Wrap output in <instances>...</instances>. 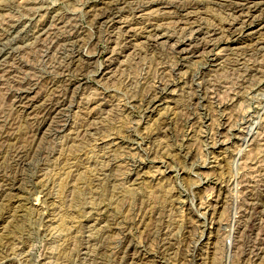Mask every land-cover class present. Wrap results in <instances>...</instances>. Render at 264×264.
Returning a JSON list of instances; mask_svg holds the SVG:
<instances>
[{
    "label": "rangeland",
    "instance_id": "1",
    "mask_svg": "<svg viewBox=\"0 0 264 264\" xmlns=\"http://www.w3.org/2000/svg\"><path fill=\"white\" fill-rule=\"evenodd\" d=\"M263 1L0 0V264H264Z\"/></svg>",
    "mask_w": 264,
    "mask_h": 264
},
{
    "label": "bare ground",
    "instance_id": "2",
    "mask_svg": "<svg viewBox=\"0 0 264 264\" xmlns=\"http://www.w3.org/2000/svg\"><path fill=\"white\" fill-rule=\"evenodd\" d=\"M120 1H122V0H120ZM152 1H153V0H150V2H152ZM154 1H155V0H154ZM156 1H157V0H156ZM161 1H162V0H161ZM199 1H200V0H199ZM210 1H211V0H210ZM227 1H228V0H227ZM234 1H235V0H234ZM238 1H239V0H238ZM243 1H248V0H243ZM251 1H252V0H251ZM256 1H260V0H256ZM118 2H119V1H118ZM159 2H160V1H159ZM163 2H164V1H163ZM168 2H169V1H168ZM171 2H172V1H171ZM212 2H214V1H212ZM249 2H250V1H249ZM261 2H262V1H261ZM261 2H259V4H261ZM263 2H264V1H263ZM119 3H120V2H119ZM143 3H144V2H143ZM172 3H173V2H172ZM185 3H187V2H185ZM189 3H190V2H189ZM193 3H194V2H193ZM216 3H217V1H216ZM222 3H225V2H222ZM222 3H221V4H222ZM233 3H234V2H233ZM233 3H232V4H233ZM237 3H238V2H237ZM242 3H243V2H242ZM242 3H241V4H242ZM244 3L246 4V2H244ZM255 3H256V2H255ZM109 4H110V3H109ZM133 4H134V3H133ZM139 4H140V3H139ZM148 4H149V3H148ZM150 4H151V3H150ZM153 4H154V3H153ZM155 4H156V3H155ZM158 4H159V3H158ZM160 4H161V3H160ZM168 4H169V3H168ZM178 4H180V3H178ZM201 4H202V3H201ZM228 4H230V3L228 2ZM234 4H236V3H234ZM252 4H253V3H252ZM252 4H251V5H252ZM259 4H258V5H259ZM163 5H164V4H163ZM180 5H181V4H180ZM183 5H185L184 2H183ZM186 5H187V4H186ZM191 5H192V4H191ZM193 5H194V4H193ZM196 5H198V4H196ZM208 5H209V4H208ZM224 5H226V3H225ZM224 5H223L222 7H224ZM230 5H231V4H230ZM237 5H238V4H237ZM246 5H247V4H246ZM254 5H256V4H254ZM258 5H257V6H258ZM261 5H262V4H261ZM169 6H170V5H169ZM176 6H177V4H176ZM188 6H189V5H188ZM199 6H201V5H199ZM219 6H221V5H219ZM231 6L234 7V5H231ZM238 6H239V5H238ZM243 6H244V5H243ZM157 7H158V6H157ZM181 7H182V6H181ZM181 7H179V8H181ZM194 7H195V6H194ZM235 7H236V6H235ZM245 7H247V6H245ZM252 7H253V6H252ZM252 7H250V5H249V8H252ZM148 8H150V7L148 6ZM155 8H156V7H154L153 9H155ZM182 8H183V7H182ZM217 8H218V7H217ZM225 8H228V7H225ZM225 8H224V9H225ZM261 8H262V7H261ZM122 9H123V8H122ZM177 9H178V8H177ZM187 9H188V8H187ZM238 9H240V6H239V7H236V8H233L231 11H232L233 14H237L238 12H241V11H242L243 7H242V9H240V10H238ZM254 9H255V8H254ZM146 10H147V9H146ZM190 10H191V9H190ZM190 10H189L188 12H191ZM192 10H193V9H192ZM220 10H221V9H220ZM226 10H227V9H226ZM244 10H245V9H244ZM154 11H155V10H154ZM158 11H159V10H158ZM171 11H172V10H171ZM177 11H179V10H177ZM182 11H183V10H182ZM214 11H215V10H214ZM245 11H246V10H245ZM247 11H248V10H247ZM247 11H246V12H247ZM249 11H250V10H249ZM252 11H256V10H252ZM263 11H264V10H263ZM120 12H121V11H120ZM152 12H153V11H152ZM159 12H160V11H159ZM164 12H165V11H164ZM172 12H173V11H172ZM179 12H180V11H179ZM246 12H245V13H246ZM146 13H147V12H146ZM146 13H145V14H146ZM168 13H169V12H168ZM175 13H177V12H175ZM181 13H182V12H181ZM222 13H224V12H222ZM134 14H135V13H134ZM139 14H140V13H139ZM141 14H142V13H141ZM189 14H190V13H189ZM251 14H253V13H251ZM177 15H178V14H177ZM201 15H202V14H201ZM228 15H229V14H228ZM239 15H240V14H239ZM239 15H238V16H239ZM242 15H243V14H242ZM244 15H245V14H244ZM244 15H243V16H244ZM247 15H249V14H247ZM101 16H102V15H101ZM103 16H104V15H103ZM108 16H109V15H108ZM168 16H169V15H168ZM229 16H232V15H229ZM233 16H234V15H233ZM159 17H160V16H159ZM175 17H176V16H175ZM249 17H250V16H249ZM253 17H255V16H253ZM141 18H142V17H141ZM161 18H163V17H161ZM219 18H220V17H219ZM255 18H256V17H255ZM258 18H259V17H258ZM258 18H256V19L258 20ZM260 18H261V17H260ZM263 18H264V17H263ZM105 19H106V18H105ZM108 19H109V18H108ZM234 19H236V18H234ZM239 19H240V18H239ZM243 19H244V18H243ZM246 19H247V18H245V20H246ZM61 20H62V19H61ZM164 20H165V19H164ZM172 20H173V19H172ZM172 20H171V21H172ZM179 20L182 21L181 19H179ZM196 20H197V19H196ZM196 20H195V21H196ZM259 20H261V19H259ZM259 20H258V21H259ZM203 21H204V20H203ZM227 21H228V20H227ZM232 21H234V20L232 19ZM262 21H263V20H262ZM66 22H67V21H66ZM175 22L177 23V22H179V21H175ZM175 22H173V23H175ZM184 22H185V21H184ZM186 22H187V21H186ZM192 22H194V21H192ZM220 22H221V21H220ZM243 22H244V21H243ZM50 23H51V22H50ZM128 23H129V22H128ZM168 23H169V22H168ZM179 23H180V22H179ZM179 23H178V24H179ZM182 23H183V22H182ZM188 23H190V22L188 21ZM194 23H195V22H194ZM194 23H193V24H194ZM201 23H202V22H201ZM233 23H234V22H233ZM236 23H237V22H236ZM240 23H241V22H240ZM199 24H200V22H199ZM199 24H198V22H197V25H198V26H199ZM224 24H225V23H224ZM229 24H230V23H229ZM241 24H242V23H241ZM241 24H240V25H241ZM252 24H253V21H251V20L249 19L248 21H246V22L244 23V26H241L240 29H242L243 32H244V31H246L248 28H251V25H252ZM13 25H14V24H13ZM102 25H104V24H102ZM147 25H148V24H147ZM176 25H177V24H176ZM200 25H202V24H200ZM217 25H218V24H217ZM236 25H237V24H236ZM240 25H239V27H240ZM263 25H264V24H263ZM53 26H54V25H53ZM125 26H126V25H125ZM177 26H178V25H177ZM179 26H180V25H179ZM185 26H186V25H185ZM189 26H190V25L188 24V27H189ZM195 26H196V25H195ZM203 26H205V25H203ZM203 26H202V27H203ZM215 26H216V25H215ZM220 26H221V25H220ZM222 26H223V25H222ZM66 27H67V26H66ZM142 27H143V26H142ZM181 27H183V26H181ZM239 27H235V26H233V25H229L228 29L231 30V31H233V30H235V28L237 29V28H239ZM242 27H243V28H242ZM260 27H261V26H260ZM154 28H155V27H154ZM154 28H152V27H149V28H148V30L151 29V30L149 31V35L151 34L152 36H154V33H155V32H154ZM164 28H166V27L164 26ZM132 29H133V27H132ZM141 29H142V28H141ZM156 29L159 30V28H156ZM185 29H186V27H185ZM197 29H198V28H197ZM199 29H201V26H200ZM206 29H207V28H206ZM206 29H205V30H206ZM222 29H224V27H223ZM55 30H56V29H55ZM99 30H100V29H99ZM180 30H183V29L181 28ZM191 30H192V29H191ZM201 30H202V29H201ZM201 30L196 31V28H195V31H196L197 35H200V32H202ZM209 30H210V29H209ZM156 31H157V30H156ZM219 31H220V30H219ZM219 31H218L217 28H216V29H213L211 32L209 31L210 34L208 33V35L206 34V36H210L211 34H212L211 36L217 35V33H218ZM223 31H224V30H223ZM235 31H236V30H235ZM240 31H241V30H240ZM240 31H239V32H240ZM44 32H45V30H44ZM44 32H43V33H44ZM65 32H66V31H65ZM73 32H74V31H73ZM192 32H193V31H190L191 34H192ZM206 32H208V31L206 30ZM220 32H221V31H220ZM243 32H240V33H243ZM204 33H205V31H204ZM226 33H227V32H226ZM234 33H235V32L233 31L232 34H234ZM102 34H103V33H102ZM138 34H139V33H138ZM157 34H158V33H157ZM159 34H160V33H159ZM159 34H158V35H159ZM161 34H162V33H161ZM232 34H231V35H232ZM235 34H237V33H235ZM121 35H122V34H121ZM151 35H150V36H151ZM162 35H166V34H162ZM218 35H219V34H218ZM221 35H222V34H221ZM221 35H220V37H221ZM239 35H240V34H239ZM132 36H133V35H132ZM142 36H143V35H142ZM150 36H149V37H150ZM159 36H160V35H159ZM190 36H194V35L192 34V35H190ZM223 36H224V35H223ZM228 36H229V35H228ZM232 36H233V35H232ZM240 36H242V35H240ZM244 36H245V35H244ZM44 37H45V36H44ZM75 37H76V36H75ZM137 37H138V36H137ZM161 37H162V36H161ZM161 37H160V38H161ZM180 37H181V34H180ZM188 37H189V36H188ZM252 37H253V36H252ZM56 38H57V37H56ZM66 38H67V37H66ZM118 38H119V37H118ZM122 38H123V37H122ZM154 38H155V36H154ZM156 38H157V36H156ZM170 38H171V36H170ZM191 38H192V37H191ZM203 38H204V37H203ZM214 38H216V37H214ZM261 38H262V37H261ZM120 39H121V38H120ZM178 39H181V38H178ZM204 39H205V38H204ZM211 39H212V38H211ZM216 39H218V38H216ZM239 39H240V38H239ZM117 40H119V39H117ZM122 40H123V39H122ZM156 40H157V39H156ZM167 40H168V39H167ZM182 40H183V39H182ZM184 40H185V37H184ZM194 40H195V39H194ZM199 40H200V38H199ZM199 40H198V41H199ZM205 40H209V39H205ZM259 40H261V39H259ZM70 41H72V40H70ZM158 41H159V40H158ZM162 41H163V39H162ZM202 41H204V40H201V41H199V42H202ZM213 41H214V40H213ZM215 41H216V40H215ZM256 41H257V40H256ZM100 42H101V41H100ZM119 42H120V41H119ZM122 42H123V41H122ZM183 42H184V41H183ZM223 42H224V41H223ZM225 42H226V41H225ZM227 42H228V41H227ZM262 42H263V41H262ZM74 43H75V42H74ZM74 43H73V44H74ZM78 43H80V42H78ZM163 43H164V42H163ZM172 43H173V42H172ZM179 43L183 44L182 41L179 42ZM179 43H177L178 45H176V44H174V45H176L177 48H178L179 50L181 49V50H180L181 52H185V53H187V52H188L187 48H184V47L182 48V47H181L182 45H180ZM188 43H190V42H188ZM206 43H207V42H206ZM208 43H209V42H208ZM208 43H207V44H208ZM217 43H218V42H217ZM217 43H216V44H217ZM220 43H221V42H220ZM258 43H259V42H258ZM263 43H264V42H263ZM55 44H56V43H55ZM66 44H67V43H66ZM123 44H124V43H123ZM164 44H165V43H164ZM186 44H187V43H186ZM194 44H195V43H194ZM68 45H69V44H68ZM135 45H136V44H135ZM158 45H159V43H158ZM165 45H166V44H165ZM170 45H171V44H170ZM172 45H173V44H172ZM174 45L172 46L173 48H175ZM183 45H185V44H183ZM198 45H199V44L197 43V45H196V46L194 45V46L197 47ZM200 45H201V44H200ZM200 45H199V46H200ZM203 45H204V44H203ZM226 45H227V44H226ZM79 46H80V45H79ZM83 46H84V45H83ZM91 46H92V45H91ZM124 46H125V45H124ZM128 46H129V45H128ZM185 46H186V45H185ZM206 46H207V45H206ZM211 46H212V45H211ZM254 46H256V44H255ZM257 46H258V45H257ZM261 46H262V45H261ZM261 46H260V47H261ZM75 47H76V46H75ZM115 47H116V46H115ZM133 47H134V46H133ZM161 47H162V46H161ZM245 47H247V46H245ZM262 47H263V46H262ZM124 48H125V47H124ZM149 48H151V47H149ZM177 48H176V49H177ZM189 48L191 49V46L188 47V49H189ZM205 48H206V47H205ZM207 48H208V47H207ZM239 48H240V47H239ZM251 48H252V47H251ZM75 49H77V48H75ZM79 49H80V48H79ZM125 49H127V48H125ZM125 49H123V50H125ZM235 49H236V48H235ZM256 49H257V48H256ZM258 49H260V48H258ZM73 50H74V49H73ZM150 50H151V49H150ZM192 50H193V49H192ZM194 50H195V49H194ZM196 50H197V48H196ZM205 50H207V49H205ZM245 50H246V49H244V51H245ZM247 50H249V49H247ZM247 50H246V51H247ZM250 50H252V49H250ZM42 51H43V50H42ZM253 51H254V50H253ZM64 52H65V51H64ZM80 52H81V51H80ZM122 52H123V51H122ZM175 52H177V51H175ZM190 52H191V51H190ZM234 52H235V51H234ZM178 53H180V52L178 51ZM194 53H195V52H194ZM200 53H202V52H200ZM230 53H231V52H230ZM241 53H243V51H242ZM75 54H76V51H75ZM252 54H253V53H252ZM89 55H90V54H89ZM176 55H177V54H176ZM186 55H187V54H186ZM197 55H199V54H197ZM71 56H72V55H71ZM127 56H128V55H127ZM202 56H203V55H202ZM73 57H74V56H73ZM73 57H72V58H73ZM108 57H109V56H108ZM120 57H121V56H120ZM184 57H185V55H184ZM241 57H242V56H241ZM46 58H47V57H46ZM67 58H68V57H67ZM79 59H80V58H79ZM72 60H73V59H72ZM70 62H71V61H70ZM61 63H62V62H61ZM88 63H89V62H88ZM92 63H93V62H92ZM239 63H240V61H239ZM68 64H69V63H68ZM72 64H73V62H72ZM59 65H60V64H59ZM59 65H58V67H59ZM65 65H67V64H65ZM69 65H70V64H69ZM62 66H63V65H62ZM171 66H172V65H171ZM68 67H69V66H68ZM70 67H71V66H70ZM74 67H75V66H74ZM63 68H64V67H63ZM104 68H105V67H104ZM70 69H71V68H70ZM116 69H117V68H116ZM169 69H170V68H169ZM252 69H253V68H252ZM252 69H250V70H252ZM58 70H59V69H58ZM65 70H66V69H65ZM45 71H46V70H45ZM61 71H62V70H61ZM63 72H64V71H63ZM241 72H242V71H241ZM6 73H7V72H6ZM28 73H29V72H28ZM74 73H75V72H74ZM170 73H171V72H170ZM61 74H62V72H61ZM260 74H261V73H260ZM12 75H13V74H12ZM240 76H241V75H240ZM182 77H183V76H182ZM102 78H103V77H102ZM117 80H118V79H117ZM218 80H219V79H218ZM140 81H141V80H140ZM165 81L167 82V80H165ZM191 85H192V84H191ZM202 85H203V84H202ZM248 85H249V84H248ZM207 86H208V85H207ZM10 87H11V86H10ZM15 87H16V86H15ZM58 88H59V87H58ZM74 88H75V87H74ZM54 89H55V88H54ZM75 89H76V88H75ZM22 90H23V89H22ZM27 90H28V89H27ZM61 90H62V88H61ZM63 90H64V89H63ZM65 90L67 91V89H65ZM79 90H80V89H79ZM18 91H19V90H18ZM28 91H29V90H28ZM156 91H157V90H156ZM62 92H63V91H61L60 93H62ZM64 92H65V91H64ZM64 92H63V93H64ZM68 92H69V91H68ZM65 93H66V92H65ZM196 94H197V93H196ZM206 94H207V93H206ZM20 96H21V95H20ZM55 96H57V95H55ZM65 96H67V95H65ZM53 97H54V96H53ZM64 98H65V97H64ZM64 98H63V99H64ZM28 99H29V98H28ZM28 99H27V100H28ZM54 99H55V97H54ZM65 99H66V98H65ZM21 100H22V99H21ZM42 100H43V99H42ZM56 100H57V99H56ZM58 100H59V99H58ZM84 100H85V99H84ZM23 101H24V100H23ZM23 101H20V102H23ZM31 101L33 102V100H31ZM52 101H53V100H52ZM60 101H62V100H60ZM85 101H87V100H85ZM89 101H90V100H89ZM150 101H151V100H150ZM231 101H232V100H231ZM50 102H51V101H50ZM54 102H55V101H54ZM82 102H83V101H82ZM96 102H97V101H96ZM17 103H18V102H17ZM33 103H34V102H33ZM46 103H47V102H46ZM56 103H57V102H56ZM58 103H59V102H58ZM63 103H64V102H63ZM84 103H85V102H84ZM101 103H102V102H101ZM22 104H23V103H22ZM24 104H25V102H24ZM51 104H54V103L51 102ZM86 104L88 105L87 102H86ZM91 104H92V103H91ZM96 104H97V103H96ZM99 104H100V103H99ZM16 105H17V104H16ZM18 105H19V104H18ZM26 105H27V104H25V106H26ZM61 105H62V104H61ZM87 105H86V106H87ZM22 106H23V105H22ZM49 106H50V105H49ZM51 106H52V105H51ZM51 106H50V107H51ZM72 106H73V105H72ZM117 106H118V105H117ZM169 106H170V105H169ZM18 107H19V106H18ZM97 107H98V106H97ZM148 107H150V106L148 105ZM20 108H21V107H20ZM23 108H25V107H23ZM23 108H22V109H23ZM26 108H27V106H26ZM30 108H31V107H30ZM42 108H43V107H42ZM73 108H74V107H73ZM88 108H89V107H88ZM94 108H96V106H95ZM98 108H99V107H98ZM168 108H169V107H168ZM40 109H41V108H40ZM49 109H50V108H49ZM58 109H59V108H58ZM58 109H57V113L59 112ZM62 109H63V108H62ZM111 109H112V108H111ZM23 110H24V109H23ZM25 110H26V109H25ZM53 110H54V108H53ZM53 110H52V111H53ZM163 110H164V109H163ZM21 111H22V110H21ZM45 111H46V110H45ZM88 111H89V110H88ZM109 111H110V110H109ZM165 111H166V110H165ZM29 112H30V111H29ZM38 112H40V111H38ZM38 112H37V113H38ZM43 112H44V111H43ZM63 112H64V111H63ZM65 112H66V111H65ZM41 113H42V112H41ZM42 114H43V113H42ZM42 114H41V116H42ZM54 114H55V113H54ZM46 115H48V114H46ZM52 115H53V114H52ZM52 115H50V116H52ZM87 115H88V114H87ZM100 115H101V114H100ZM44 116H45V115H44ZM48 116H49V115H48ZM89 116H90V115H89ZM45 117H46V116H45ZM85 117H86V116H85ZM32 118H33V117H32ZM41 118H42V117H41ZM46 118H48V117H46ZM49 118H50V117H49ZM53 118H54V117H53ZM80 118H81V117H80ZM21 119H22V118H21ZM42 119H43V118H42ZM44 120H45V119H44ZM44 120H43V123L45 122ZM197 120H198V119H197ZM32 121H33V120H32ZM46 121H48V120H46ZM50 121H52V120H50ZM41 122H42V121H41ZM102 122H103V121H102ZM226 122H227V121H226ZM46 123H47V122H46ZM98 123H99V122H98ZM47 124H48V123H47ZM50 124H51V123H50ZM50 124H49V125H50ZM248 124H249V123H248ZM49 125H48V126H49ZM43 126H44V124H43ZM64 126H65V125H64ZM135 127H136V126H135ZM39 128H40V127H39ZM88 128H89V127H88ZM88 128H87V129H88ZM152 128H153V127H152ZM41 129H42V127H41ZM49 129H50V128H49ZM54 129H55V128H54ZM47 130H48V128H47ZM101 130H102V129H101ZM38 131H39V130H38ZM58 131H59V130H58ZM70 131H71V130H70ZM46 133H47V132H46ZM54 133H55V132H54ZM65 134H66V133H65ZM101 134H102V133H101ZM34 136H35V135H34ZM73 137H74V136H73ZM7 138H8V137H7ZM33 140H34V139H33ZM40 141H41V140H40ZM80 142H81V141H80ZM12 143H13V142H12ZM112 144H113V143H112ZM77 146H78V145H77ZM132 147H133V146H132ZM96 148H97V147H96ZM113 152H114V151H113ZM14 154H15V153H14ZM22 154H23V153H22ZM20 155H21V154H20ZM130 156H131V155H130ZM18 157H19V156H18ZM18 157H17V158H18ZM57 157H58V156H57ZM68 157H69V156H68ZM93 157H94V156H93ZM132 157H133V156H132ZM18 159H20V157H19ZM2 160H3V159H2ZM66 160H67V159H66ZM16 161H17V160H16ZM107 164H108V163H107ZM49 165H50V164H49ZM49 165H48V166H49ZM54 165H55V164H54ZM70 165H71V164H70ZM77 165H78V164H77ZM2 167H3V166H2ZM54 169H55V168H54ZM97 169H98V168H97ZM138 172H139V171H138ZM56 173H57V172H56ZM99 173H100V172H99ZM103 177H104V176H103ZM107 178H108V177H107ZM69 179H70V178H69ZM132 182H133V181H132ZM0 183H1V182H0ZM12 185H13V184H12ZM59 186H60V185H59ZM0 190H1V189H0ZM97 191H98V190H97ZM95 195H96V194H95ZM252 201H253V200H252ZM101 202H102V201H101ZM140 202H141V201H140ZM200 203H201V202H200ZM215 205H216V204H215ZM261 206H262V205H261ZM188 207H189V206H188ZM38 211H39V210H38ZM93 217H94V216H93ZM143 219H144V218H143ZM63 221H64V219H63ZM63 221H62V222H63ZM66 221H67V220H66ZM62 224H66V223H62ZM140 225H141V224H140ZM58 226H59V224H58ZM60 226H61V225H60ZM63 226H64V225H63ZM61 227H62V226H61ZM64 227H65V226H64ZM64 227H63V229H64ZM74 227H75V226H74ZM59 228H60V227H59ZM160 228H161V227H160ZM60 229H61V228H60ZM69 229H70V228H69ZM156 231H157V230H156ZM158 232H159V231H158ZM131 233H132V232H131ZM152 233H153V232H152ZM46 234H47V233H46ZM87 234H88V233H87ZM164 237H166V236H164ZM164 237H163V238H164ZM127 238H128V237H127ZM87 239H88V238H87ZM90 239H92V238H90ZM27 240H28V239H27ZM94 242H95V241H94ZM121 242H122V241H121ZM123 243H124V242H123ZM61 244H62V243H61ZM56 245H57V244H56ZM88 246H89V245H88ZM118 246H119V245H118ZM26 247H27V246H26ZM126 247H127V246H126ZM79 250H80V249H79ZM49 251H50V250H49ZM53 252H54V251H53ZM85 252H86V251H85ZM9 253H10V252H9ZM124 253H125V252H124ZM25 255H26V254H25ZM55 257H56V256H55ZM253 260H254V258H253ZM138 264H139V263H138Z\"/></svg>",
    "mask_w": 264,
    "mask_h": 264
}]
</instances>
